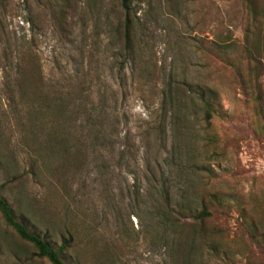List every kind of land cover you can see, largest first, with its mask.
<instances>
[{"label":"rangeland","instance_id":"obj_1","mask_svg":"<svg viewBox=\"0 0 264 264\" xmlns=\"http://www.w3.org/2000/svg\"><path fill=\"white\" fill-rule=\"evenodd\" d=\"M129 1L125 47L113 32L114 0H0V185L19 177L2 195L55 246L72 233L69 264H186L173 229L152 214L158 193L175 206L214 205L205 222L211 242L192 264H264V60L249 66L242 88L237 71L245 74L252 42L244 0ZM63 9L69 31L60 28ZM20 53L26 68L39 65L44 93L89 95L100 112L97 151H75V138L72 159L47 146L51 115L29 130L12 86ZM170 82L215 90L222 117L207 151L197 96L179 103V129L165 114ZM19 249L0 219V264H19Z\"/></svg>","mask_w":264,"mask_h":264},{"label":"trees","instance_id":"obj_2","mask_svg":"<svg viewBox=\"0 0 264 264\" xmlns=\"http://www.w3.org/2000/svg\"><path fill=\"white\" fill-rule=\"evenodd\" d=\"M244 5L248 12L247 26L252 42H250V47L247 49L249 62L245 74L239 68L240 72L237 71L242 88L243 84L246 83L245 76L250 73L251 77L253 73V67L249 66H255L254 69L259 70L257 68H263L262 59L264 60V35L261 34V31H263L261 24L264 22V0H244ZM112 13L115 18L113 32L125 47H129L134 28L130 1L114 0ZM67 14L68 11L65 9L59 13V24L62 31L70 30ZM219 41L226 44H223L224 46H228V39ZM25 58L26 55L21 53L17 58V72L13 78L12 86L13 92L18 98L16 106L19 104L26 105L25 117L28 123L32 124L29 130L34 132L38 128L35 122L40 123L42 119L47 120L51 115L52 123H49V125L47 122L41 123L44 126L47 124L46 133H44L47 146L56 148L60 155L63 154L72 159V156H74L71 154L73 144L70 143L75 138L74 141H78L74 143L75 151L80 152L82 149L86 150L88 148L87 150L93 154L101 146L102 129L98 120L100 118L98 108L86 104V101L90 98H88L89 95L83 96L81 92L77 94L75 90L44 93V90L41 89L39 65L34 63L26 68L23 65ZM224 62L227 66L234 67L228 59H224ZM192 88H189L185 83L170 82L169 87L163 94L162 108L165 114H169L177 130L179 129L177 128L179 119L176 118V111H178L179 103L181 101H191L194 96H197L199 116L204 132L203 144L207 151V148L216 141V135L212 131L213 119L221 118L222 112L215 105L217 101L214 98V89L201 88L199 85H196L195 89ZM11 100L12 102L15 100L12 95ZM67 121H71V123ZM77 121H80V123H77ZM85 153L87 154V151ZM63 160L64 163L70 161L66 158ZM37 168V161L33 160L31 165L33 173L36 172L35 169ZM199 170L198 168L195 171ZM16 179H19V177L5 181L0 185V219L4 224L5 232L9 233L20 246L19 251H15L12 256L19 264L42 261H47L49 264H69L68 259L74 249L72 233L65 230L61 235L59 244L55 246L46 235H41L31 227L32 223L29 220L28 213L21 211L19 213L17 208L2 195L1 191L9 189V183ZM210 197L217 199L215 194L210 195ZM155 202L156 206L152 214L159 219V224L163 228L173 229L176 235L173 250L178 259L183 263L192 264L193 253L200 248V244L203 246L206 242H211V237L205 228V222L212 217L214 205L201 198L195 204L192 201H184V203L175 206L167 200V197H162V193H158Z\"/></svg>","mask_w":264,"mask_h":264}]
</instances>
